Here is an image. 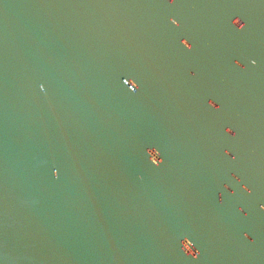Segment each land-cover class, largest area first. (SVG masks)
<instances>
[{
  "label": "water",
  "instance_id": "95a60500",
  "mask_svg": "<svg viewBox=\"0 0 264 264\" xmlns=\"http://www.w3.org/2000/svg\"><path fill=\"white\" fill-rule=\"evenodd\" d=\"M0 264H264V0H0Z\"/></svg>",
  "mask_w": 264,
  "mask_h": 264
}]
</instances>
